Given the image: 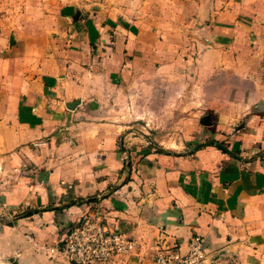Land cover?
I'll use <instances>...</instances> for the list:
<instances>
[{
    "label": "crops",
    "instance_id": "0c3cea01",
    "mask_svg": "<svg viewBox=\"0 0 264 264\" xmlns=\"http://www.w3.org/2000/svg\"><path fill=\"white\" fill-rule=\"evenodd\" d=\"M243 22L262 54L245 94ZM202 51L226 55L179 58ZM166 67L205 83L219 69L223 102L200 116L245 98L247 123L157 151L100 104ZM86 214L134 242L109 264H156L196 236L211 264H264V0H0V264H76L58 245Z\"/></svg>",
    "mask_w": 264,
    "mask_h": 264
},
{
    "label": "rangeland",
    "instance_id": "374dc122",
    "mask_svg": "<svg viewBox=\"0 0 264 264\" xmlns=\"http://www.w3.org/2000/svg\"><path fill=\"white\" fill-rule=\"evenodd\" d=\"M243 25L242 31L244 33L239 35L237 40L243 46L242 63L244 78L246 79V82L243 83V92L245 94L250 91L251 87H254L249 82L251 79H256L253 77L255 68H252V66L257 63L258 56L262 54L251 51V47L255 44L257 37L245 34L251 31L249 30L250 25L248 22H243ZM231 38L222 36L221 40H216V44H222L223 42L232 43L230 41ZM225 55L226 53L223 51L214 52L210 55L206 51H202L195 54L189 53L188 56L184 52L179 55V58L183 56L187 58L194 57V60H198V64H200L203 60L207 62L217 61ZM227 55H230V53H227ZM174 56L170 52H164L162 56L163 62L171 61V59L175 60L176 57ZM181 70V74L184 75L186 71H191L192 69L181 68ZM192 71H195L192 78H177L171 69L168 67L163 68L162 83L158 84V80L152 81L153 78L147 75L146 80L136 86L137 89L130 91V101L125 98L122 88H118L111 91L110 95H105V99L100 104L104 108L114 109L116 111L114 117L120 123L133 127L135 135H140L141 139L151 142L153 148L157 151L181 150L180 143L190 133L197 138L207 135L205 136L207 140L214 139V135L217 132L216 127L219 125L225 128H232L228 133L220 131L221 135L225 137L223 139L228 140L238 126L247 123L245 121L247 118L242 115L247 108L248 100L244 98L242 106H240V103L237 109H234L230 101L227 100L226 106L218 107L217 110L220 112H217L216 115L200 116L203 111H209L212 108L213 111L219 103L223 102L222 99L218 98V92H216L217 95L214 98L212 96L216 88H218V84H215L214 81L219 69L210 68L211 80L208 83L203 82L201 79V74L206 71V68L196 67ZM254 85L255 87L259 86L257 83ZM160 90L162 91L160 92ZM177 92L180 93V97L186 92L190 96L185 100L182 98L175 99ZM208 94L211 96L210 98H208ZM139 109L142 110L141 114L138 113ZM181 111L184 112L181 113ZM187 123H191V125L193 123L194 127L199 129L198 132L182 131L181 128Z\"/></svg>",
    "mask_w": 264,
    "mask_h": 264
},
{
    "label": "built area",
    "instance_id": "2783aa9c",
    "mask_svg": "<svg viewBox=\"0 0 264 264\" xmlns=\"http://www.w3.org/2000/svg\"><path fill=\"white\" fill-rule=\"evenodd\" d=\"M188 244L185 253L176 247L160 248L154 258L155 263L211 264L201 237H193ZM58 246L59 251L76 264H109L135 248L126 234L112 230L96 214L84 215Z\"/></svg>",
    "mask_w": 264,
    "mask_h": 264
},
{
    "label": "water",
    "instance_id": "95a60500",
    "mask_svg": "<svg viewBox=\"0 0 264 264\" xmlns=\"http://www.w3.org/2000/svg\"><path fill=\"white\" fill-rule=\"evenodd\" d=\"M216 145H219V144H217V143H215Z\"/></svg>",
    "mask_w": 264,
    "mask_h": 264
}]
</instances>
